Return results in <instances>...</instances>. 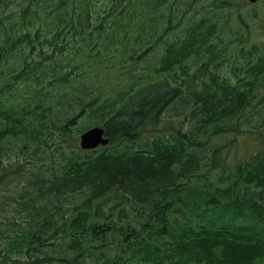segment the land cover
I'll list each match as a JSON object with an SVG mask.
<instances>
[{
  "label": "trees",
  "instance_id": "16d2710c",
  "mask_svg": "<svg viewBox=\"0 0 264 264\" xmlns=\"http://www.w3.org/2000/svg\"><path fill=\"white\" fill-rule=\"evenodd\" d=\"M110 1L141 9L139 0ZM170 10V5L160 9L158 17L169 18ZM75 18L78 26L85 20L83 28H90L86 7ZM210 34L204 20L192 25L182 42L165 48L156 71L183 68L191 54L212 56L201 54ZM18 41L27 48H20L23 57L11 79L35 82L38 89L54 84L58 97L46 102L36 92L22 104H1L0 147L15 139L24 153L30 141L36 154L43 132L73 123L58 120L66 110L55 107L67 97L65 88L84 85L81 77L88 72H78L74 57L64 59L61 49L37 36L1 38L0 64ZM201 69L184 70L173 83L157 77L104 101L92 88L73 96L81 114L91 111L103 121L109 144L99 152L83 151L75 142L54 147L39 164L22 157L0 173V193L7 195L0 196L5 248L24 255L6 264H83L87 257L97 258L95 264H264V146L226 174L217 167L221 148L201 156L212 136L235 131L232 118L251 97L250 79L264 78V56L247 70L243 88L220 85L214 76L202 80ZM175 103L188 108L189 126L181 124L174 136L146 139V131L158 127ZM24 163L31 166L26 170ZM197 177L207 184L199 185Z\"/></svg>",
  "mask_w": 264,
  "mask_h": 264
},
{
  "label": "rangeland",
  "instance_id": "374dc122",
  "mask_svg": "<svg viewBox=\"0 0 264 264\" xmlns=\"http://www.w3.org/2000/svg\"><path fill=\"white\" fill-rule=\"evenodd\" d=\"M159 3L170 5L171 10L167 11L169 18L158 17L160 9L153 8ZM140 6L141 9L134 11L129 7L123 9V5L113 4L110 0H0V39L7 36L13 40L37 36L40 42L49 44L51 41L50 47L61 49L60 54L64 59L75 58L78 72H81L80 69L88 72L81 77L84 85L73 84L74 87L65 88L63 92L67 97L55 107L56 110H66L58 120L65 122L73 118V123L61 129L65 131L51 127L48 132H43L40 136L41 147L36 154L30 141H27L23 153L19 150V140L7 138L0 147V173L7 171L14 160L22 157L39 164L48 159L44 151L47 154L54 147L73 145V142L78 146L82 131L92 126L103 127V121L93 117L91 111L86 115V111L81 114V106L73 97L75 95L90 92L92 88V91L101 93L100 100L104 101L114 98L117 92H127L131 86H140L157 77H166L173 83L179 80L184 70L195 74L198 66H202V80L214 76L219 79L220 85L225 82L230 87H239V84L243 88L247 70L257 58L264 56V0L254 4L247 0H142ZM83 7L92 17L89 29L83 28L85 20L81 27L75 20ZM202 20L205 22V32L209 30L211 34L205 40L201 54L212 56L191 54L192 57L184 60L183 68L173 67L171 72H157L165 48L169 44L182 42L186 30L192 25H199ZM57 34L58 43L53 41ZM15 46L17 49L8 52L7 59L0 64V105L9 108L22 104L30 98V94L35 97L36 92H41L46 102L57 99L54 84L42 85L38 89L35 82L11 79L12 69L23 57L20 48H27L25 41H18ZM36 58L32 56V59ZM249 88L250 99L232 118L235 120L231 126L235 131L219 132L212 136L201 154L209 158L211 151L221 148L217 154V167H221L224 174L263 150L264 78L250 79ZM72 91L74 94L70 95ZM77 114L81 115L77 117ZM187 114L186 106L173 104L164 111L159 126L146 131V139L174 136L181 124V128H186L193 120L190 116L185 119ZM102 148L98 146L86 151L99 152ZM30 166V163H24L26 170ZM196 181L199 185L207 184L205 177H197ZM0 196L7 195L0 193ZM7 237L6 231L0 229V264H6L8 258H24L22 254L7 252L4 241ZM95 260L97 258L87 257L83 264H95Z\"/></svg>",
  "mask_w": 264,
  "mask_h": 264
},
{
  "label": "water",
  "instance_id": "95a60500",
  "mask_svg": "<svg viewBox=\"0 0 264 264\" xmlns=\"http://www.w3.org/2000/svg\"><path fill=\"white\" fill-rule=\"evenodd\" d=\"M250 3H255L257 0H248ZM104 128L92 127L83 132L79 137V146L83 150L93 149L99 145L108 143V139H104Z\"/></svg>",
  "mask_w": 264,
  "mask_h": 264
},
{
  "label": "bare ground",
  "instance_id": "6f19581e",
  "mask_svg": "<svg viewBox=\"0 0 264 264\" xmlns=\"http://www.w3.org/2000/svg\"><path fill=\"white\" fill-rule=\"evenodd\" d=\"M164 56V55H163ZM104 128V127H103ZM104 131H105V133H104V139H108V143L107 144H105V145H99V146H107L108 144H109V141H110V139H109V137L106 135V130H105V128H104ZM98 147V146H97ZM96 148V147H95ZM94 149V148H93ZM81 150H83V149H81ZM83 151H86V150H83Z\"/></svg>",
  "mask_w": 264,
  "mask_h": 264
},
{
  "label": "flooded vegetation",
  "instance_id": "af4514ba",
  "mask_svg": "<svg viewBox=\"0 0 264 264\" xmlns=\"http://www.w3.org/2000/svg\"><path fill=\"white\" fill-rule=\"evenodd\" d=\"M165 7H166V6H163V5H162V6H158V8H160V9H163V8H165Z\"/></svg>",
  "mask_w": 264,
  "mask_h": 264
}]
</instances>
